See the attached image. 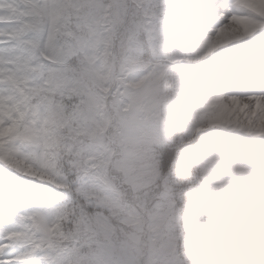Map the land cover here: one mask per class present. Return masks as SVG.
Segmentation results:
<instances>
[{
  "label": "snow or ice",
  "instance_id": "6c2138e0",
  "mask_svg": "<svg viewBox=\"0 0 264 264\" xmlns=\"http://www.w3.org/2000/svg\"><path fill=\"white\" fill-rule=\"evenodd\" d=\"M0 264H264V0H0Z\"/></svg>",
  "mask_w": 264,
  "mask_h": 264
}]
</instances>
